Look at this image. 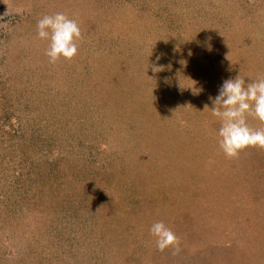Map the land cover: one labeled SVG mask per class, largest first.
<instances>
[{"label": "rangeland", "instance_id": "rangeland-1", "mask_svg": "<svg viewBox=\"0 0 264 264\" xmlns=\"http://www.w3.org/2000/svg\"><path fill=\"white\" fill-rule=\"evenodd\" d=\"M164 1L172 4L173 27L179 26L169 44L177 38L178 48L186 51L172 53L166 41L158 50L152 48L158 29L153 31L151 19L144 20L147 13L140 11L148 0H0V160L13 170L0 171V196L4 182L17 177L13 160L24 142L30 146L31 124L39 114L48 121L46 138L67 134L68 128L56 125L57 120L71 124V113L48 116L49 109L34 99L42 87L52 94L53 87L46 88L45 82L57 85L62 79L73 95L84 91L86 98H93L85 116L96 124L86 126V133L101 142L106 139L107 144L99 143L100 151L115 149L126 160L160 163L153 168L159 184L153 197L135 205L136 212L133 200H125L118 207L120 216L109 210L111 225L100 222L98 236L109 238L102 239L105 249L87 252L91 261L264 264V150L250 147L229 159L210 136L220 126L210 108L223 82L240 75L247 83L264 75V0ZM57 12L77 21L82 39L73 59L52 64L45 55L48 41L37 37L36 25L44 15ZM100 17L110 24L102 37L93 26ZM43 72L49 78L42 82ZM110 88L112 96H105ZM109 100L111 113L97 124ZM54 105L52 112L59 109ZM205 105L209 108L204 110ZM248 124L264 127L252 117ZM56 129L59 136L53 137ZM170 153L173 163L167 167L164 158ZM150 181H145L148 196ZM157 221L180 238L178 254L152 249L156 244L149 230ZM16 234L6 241L0 231L1 264H16L31 255L30 241ZM68 250L79 255L75 264H89L81 255L84 246L62 247ZM128 252L136 256L127 260Z\"/></svg>", "mask_w": 264, "mask_h": 264}, {"label": "trees", "instance_id": "trees-1", "mask_svg": "<svg viewBox=\"0 0 264 264\" xmlns=\"http://www.w3.org/2000/svg\"><path fill=\"white\" fill-rule=\"evenodd\" d=\"M148 1L140 11L147 13V16L142 15L146 18L144 20L151 19L153 31L158 29L154 34L158 42L155 43L156 46L152 45V48L158 50V45L166 41L165 47L170 52L177 51L180 49L177 38L169 44L170 37L179 28V26L173 27L175 13L172 4L164 0ZM105 17H100L93 24L95 29L100 30L98 35L101 37L102 32L110 30V24ZM186 48H181V52L186 51ZM45 78L49 76L43 72L40 81ZM59 83L54 85L50 81L45 82L46 88L51 90L53 87L52 94L42 87V90L38 89L34 99L44 104V109H49L48 116L53 113V117L57 119L58 113L62 117L65 113H71V124L66 120H57L56 125V127L64 125L68 128L67 134L63 131L65 135L60 138H46L48 121L43 112L39 114L31 124L30 146L24 142L17 158L13 160L17 177H14L10 183L4 182L3 187L6 189L0 196V231L6 235V241H11L10 238L15 233H20L22 238L27 242L30 241L31 245V255L21 257L16 264H75L79 255H71L69 250L62 251V247L81 249L83 246L86 252L81 255L85 256L86 260L88 258L87 263L99 264L97 260L91 261L92 258L87 252L91 253L92 248L97 250L98 246H101L99 248L101 250L105 249L101 244L104 236L99 237L96 231L100 228V222L111 225L108 215L112 211L120 216L123 212L118 213V207L125 206L123 205L125 200H133L132 211L136 212L135 205L146 201L145 197L147 199L153 197V192L157 187L159 188V184L154 181L156 175L152 173L153 168L159 167L160 163L156 165L151 161L126 160L124 156L117 155L119 152L115 149L112 153H108V149L106 152L100 151V144H107L106 139L102 138L101 142L94 135L86 133L89 130L86 126L92 128L96 124L93 121L88 122L85 116L93 98H86L85 92L80 90L77 96L73 95L69 88H64L62 79ZM113 91L114 89L110 88V91L104 92V95L111 97ZM110 102V100L106 102V106L102 105V116L97 117V124L105 119L107 113H111L109 110L112 108V102ZM54 104L58 105L59 109L52 112L51 107ZM218 123L220 124L219 121ZM50 124L51 122L49 126ZM219 127L211 132V138H217ZM91 128L90 131L93 133L94 128L92 130ZM102 130L101 128L100 131ZM54 132L53 137L56 135L58 137L59 130L56 129ZM102 136H106L104 131ZM157 146L154 145V148L159 152L160 146ZM171 154L164 158L163 164L167 167L173 163ZM0 162L2 173L13 172L8 162L4 160ZM161 178L163 182L165 178ZM149 179H151V196L145 193L149 190L146 189L145 181ZM132 193L134 194L130 197L129 194ZM104 238L108 240L109 237ZM152 249L154 252L158 251L156 247ZM133 250L135 251L136 247ZM129 253L127 260L136 256V253Z\"/></svg>", "mask_w": 264, "mask_h": 264}, {"label": "clouds", "instance_id": "clouds-1", "mask_svg": "<svg viewBox=\"0 0 264 264\" xmlns=\"http://www.w3.org/2000/svg\"><path fill=\"white\" fill-rule=\"evenodd\" d=\"M36 34L39 39L48 41L45 55L52 64L61 58L73 59L78 53V41L82 39L77 21L62 12L41 17ZM212 104L211 115L220 122L217 142L227 158H238L241 151L250 147L264 150V127L253 128L248 124V117H252L264 125V75L247 83L240 75L225 80ZM206 108L209 107L205 105L204 110ZM149 231L155 238L157 250L172 249L173 254L181 250L180 238L163 221L154 222Z\"/></svg>", "mask_w": 264, "mask_h": 264}]
</instances>
